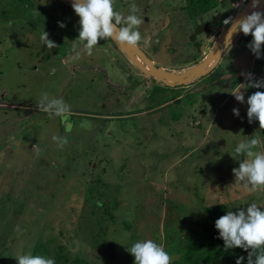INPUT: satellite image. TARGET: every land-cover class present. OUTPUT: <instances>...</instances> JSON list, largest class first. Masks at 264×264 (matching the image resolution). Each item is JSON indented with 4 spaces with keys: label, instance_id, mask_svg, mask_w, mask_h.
Listing matches in <instances>:
<instances>
[{
    "label": "rangeland",
    "instance_id": "374dc122",
    "mask_svg": "<svg viewBox=\"0 0 264 264\" xmlns=\"http://www.w3.org/2000/svg\"><path fill=\"white\" fill-rule=\"evenodd\" d=\"M133 2L149 41L137 46L177 74L207 58L229 28L222 16L234 13L228 1L202 15L189 0H116L115 8L126 16ZM79 20L65 0H0V264L27 253L56 262L62 249V264H134L128 248L146 239L163 243L173 262L208 207L264 204V189L246 190L233 173L248 158L237 145L254 135L264 142L259 121L247 117L248 97L264 88L241 75L264 79L252 40L240 34L210 75L170 87L112 39L88 56L75 41ZM44 31L58 47L47 48ZM43 93L71 106V132L39 110ZM53 135L68 143L58 147Z\"/></svg>",
    "mask_w": 264,
    "mask_h": 264
},
{
    "label": "clouds",
    "instance_id": "9594fccd",
    "mask_svg": "<svg viewBox=\"0 0 264 264\" xmlns=\"http://www.w3.org/2000/svg\"><path fill=\"white\" fill-rule=\"evenodd\" d=\"M261 0H253L252 8L256 9ZM116 0H74L72 7L79 16V36L75 41L83 43V51L91 56L93 49L101 39H114L121 44L130 47L137 46L141 40L145 44L149 41L142 37L139 31L144 20L137 15L140 11L133 2L130 5V14L124 15L115 8ZM237 7L239 5H236ZM60 27H66L63 22H58ZM230 25L224 44L226 49L232 48V36L242 31L245 35H251L252 41L248 48L256 55L257 59L262 58L264 48V12L252 11L251 14L242 19L228 18L223 21ZM41 41L47 48L53 49L58 45L49 39V33L44 31L40 36ZM72 51L75 55L73 60L81 58V52L74 44ZM251 83L248 87L257 89L264 88V79L256 80L251 73H241ZM245 85V84H241ZM232 94L236 100L243 103L245 96L242 91H234ZM247 117L249 123L254 119L259 121L260 129L264 130V92L257 91L247 99ZM39 110L49 115L59 116L65 124V131L71 132L73 124L69 121L71 106L64 99L50 97L43 93L37 103ZM233 113L239 117V109L234 108ZM53 141L57 146L63 148L67 143V136L53 135ZM258 136L248 142H240L235 151L237 154H244V159L239 168H234L233 173L237 182H243V187L251 192L264 189V151H253L262 145ZM264 204L251 203L246 208L238 211H227L225 215L218 218L215 227L219 231V239L224 241L225 251L228 249L242 248L248 252L247 264H264ZM250 250V251H249ZM134 256V264H171L172 257L166 251L163 243H157L152 239L139 240L128 248ZM18 264H56L54 258H47L40 255L27 253L16 257ZM245 257L237 259L236 264H243Z\"/></svg>",
    "mask_w": 264,
    "mask_h": 264
},
{
    "label": "trees",
    "instance_id": "16d2710c",
    "mask_svg": "<svg viewBox=\"0 0 264 264\" xmlns=\"http://www.w3.org/2000/svg\"><path fill=\"white\" fill-rule=\"evenodd\" d=\"M189 1L190 4L192 5L190 9L194 10L195 12H200L201 15L217 9L219 4L223 3L224 1L231 2V7L234 10L232 6L233 0H189ZM225 13H227V16L232 14L229 12H225ZM246 36L247 37L245 38V40H247V42L253 39V37L250 34ZM220 49L223 50V53L221 59L219 60L220 62L218 63L222 62V59L226 51L228 50L225 48V45H223ZM217 67H215L214 70H216ZM214 70H212V72ZM212 72H210L206 76L210 75ZM206 76L203 75L202 77H206ZM227 211H231V210L229 206L226 204L213 205L208 207L205 212L206 213L205 219L203 218V220L198 223V225H200L201 227H197L196 229H194L193 237L187 241L188 242L187 250L185 251L183 247L185 254L182 255L181 257H178L176 260L171 262V264H236L237 261L236 258H239L240 256L248 257V252H246L242 248L228 249L227 251H225L224 241L218 238L219 231L215 227V222L218 218L225 215ZM60 252H63V249L61 251L59 250L56 258L57 261H59V263L62 264L61 262L62 256L60 255L63 254L62 253L60 254ZM34 255H36V253H34ZM65 261H68V258H66ZM69 261H70V257H69ZM80 261H81L80 258L75 257L73 262L71 263L69 262V264H81Z\"/></svg>",
    "mask_w": 264,
    "mask_h": 264
},
{
    "label": "water",
    "instance_id": "95a60500",
    "mask_svg": "<svg viewBox=\"0 0 264 264\" xmlns=\"http://www.w3.org/2000/svg\"><path fill=\"white\" fill-rule=\"evenodd\" d=\"M71 6L74 0H65ZM253 0H251L248 4L247 9L243 10L237 19H242L244 16L251 14L252 11H261L264 7V0H261L259 6L256 9L252 8ZM227 17V13L222 16V19ZM230 28V26H229ZM229 28L222 32L220 37L215 42L211 52L207 55V58L200 64L186 70L181 74L170 73L165 71L164 69H158L154 66V63L147 57V55L138 47H130L126 44H121L120 42L112 39L115 44L131 58V60L136 64V66L140 67L144 73L153 76L158 81H164V83L168 86H176V85H186L189 84L192 80L198 78L202 75L209 74L215 67L219 64V60L221 59L223 50L220 49L224 44L225 38L228 34ZM243 32H237L232 36V43L236 41L240 34ZM139 55L142 58L140 61L137 57ZM211 65V66H210ZM210 66V67H209Z\"/></svg>",
    "mask_w": 264,
    "mask_h": 264
},
{
    "label": "built area",
    "instance_id": "2783aa9c",
    "mask_svg": "<svg viewBox=\"0 0 264 264\" xmlns=\"http://www.w3.org/2000/svg\"><path fill=\"white\" fill-rule=\"evenodd\" d=\"M250 1H251V0H233V1H232V6H233L235 12L232 13V14H230V15H228L226 19H228V18H230V17H231V18H237V16H238L243 10L247 9L248 4H249ZM236 5H239V6L237 7ZM224 26L226 27V26H230V25H225V24H224ZM222 29H223V28H222ZM220 30H221V29H220ZM223 30H224V29H223Z\"/></svg>",
    "mask_w": 264,
    "mask_h": 264
}]
</instances>
